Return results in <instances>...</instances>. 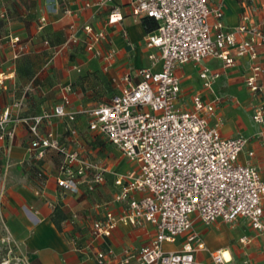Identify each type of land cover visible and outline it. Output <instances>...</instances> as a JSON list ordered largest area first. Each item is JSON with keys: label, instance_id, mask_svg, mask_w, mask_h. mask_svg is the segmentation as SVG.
Listing matches in <instances>:
<instances>
[{"label": "built area", "instance_id": "1", "mask_svg": "<svg viewBox=\"0 0 264 264\" xmlns=\"http://www.w3.org/2000/svg\"><path fill=\"white\" fill-rule=\"evenodd\" d=\"M113 1L96 0L85 2L84 6H103ZM126 7L131 15L140 19L148 17L157 23L155 29L146 32L144 40L158 54H149L150 65L136 69V80L124 74L117 84L118 92L109 101L91 108H70L71 86L61 85L59 101L50 110L19 119L31 135L28 149L36 157H42L47 150L61 156L56 177L58 186L76 193L79 184L85 181L87 191H93L103 183L106 167L82 157L62 143L52 130H40L44 119L61 117L73 121L77 114L85 113L89 116L88 128L100 133L132 164L126 172L116 173L113 180L116 189L111 202L121 205L120 212L106 209L89 227L92 242L109 237L118 224L153 227L154 235L149 242L127 252L121 264H205L196 262L194 257L195 251L205 248L195 232L186 236L179 250L163 248L164 242H173L196 221L204 225L218 220L233 224L243 217L264 238V177L256 166L238 159L247 138L221 135L222 120L215 114L218 97L206 99L194 94L189 109L177 103L180 92L177 69L182 64H197L204 58L216 57L223 61V66H230L237 57L248 54L253 58L257 47L264 50V31L258 25L248 24L246 14L234 29L226 30L221 19L222 6H212L210 0H127ZM62 13L72 16L69 7H64ZM121 18L120 8L111 5L107 23ZM45 20L44 16L39 17L38 29L44 26ZM237 33L251 37L237 39ZM104 39L103 29H94L89 23L77 27L71 21L66 27L63 45L81 42L86 52L108 64L115 51L102 50ZM9 46L12 60L25 47L18 35L10 36ZM58 49L53 50L51 59ZM157 63L160 67L154 69ZM74 68L78 70L77 66ZM258 69L253 67L255 71ZM218 75L206 66L199 68L205 88H210ZM254 81V75L246 79L253 91L257 89ZM20 104L16 102L15 107L19 108ZM211 119L214 121L210 122ZM252 119L260 126L258 133L264 141L263 106L254 108ZM14 120L18 118H12L9 107L0 112V139L13 137L7 125ZM68 130L75 133L74 128ZM75 218L73 214L72 219ZM9 242L8 238H1L4 245L0 264H29L16 244ZM111 253L108 246L98 250L97 263H104ZM211 260L213 264H232L219 250L211 252Z\"/></svg>", "mask_w": 264, "mask_h": 264}, {"label": "crops", "instance_id": "2", "mask_svg": "<svg viewBox=\"0 0 264 264\" xmlns=\"http://www.w3.org/2000/svg\"><path fill=\"white\" fill-rule=\"evenodd\" d=\"M94 1L25 0L21 6L13 7V11L16 8L23 19L10 21L9 38L18 35L25 46V54L42 50L51 52V49L59 48L52 59L43 57L48 67L40 74L42 78L51 76L56 79V97L51 101L42 96V100L33 104L28 100L31 82L25 84L22 90L18 89L14 65L0 69V112L9 107L12 118H18L7 125L12 129L13 137L0 139V252L4 245L1 238H8L9 243L16 244L29 264H98L95 253L107 246L112 253L102 264H121L127 252L146 244L154 235V229L149 224H118L109 237L91 241V221L101 217L106 209L120 212L121 205L111 202L116 189L113 180L116 173L126 172L132 164L100 133L88 128L87 114L79 113L73 121L61 117L43 120L40 130H52L62 143L76 150L82 157L106 167L103 183L90 192L86 189L85 181L79 184L76 193L56 184L61 156L47 150L42 157H36L35 152L28 149L31 135L27 125L19 120L35 110L52 108L59 101L60 86L63 84L71 86L70 108H91L99 102L109 101L118 92L117 84L124 74L136 80V69L150 65L149 54H158L156 48L146 45V32L141 19L129 13L127 0H114L103 6H84L85 2ZM219 4L222 6L221 19L226 30L234 29L246 14L248 24L258 25L264 31L262 0H210L212 6ZM111 5L120 8L122 18L108 24ZM64 7L71 9L72 16L63 15ZM40 16L46 19L41 33L53 41L58 40L60 32L62 34V39L50 48L45 47L38 36L41 30L37 28ZM71 21L77 27L89 23L94 29L105 31L101 48L103 51L111 48L115 51L108 64L102 58L86 52L81 42L63 45L64 33ZM79 34L82 35L81 31ZM250 37L246 33L236 34L237 39ZM7 54L11 58L9 39L7 45L0 42V59ZM202 65L219 73L210 88L203 86L199 76ZM254 66L259 69L253 70ZM159 67L157 63L154 69ZM177 74L180 79L178 105L185 109L191 108L194 94H200L206 99L218 97L215 114L222 120L221 135L246 137L247 143L238 159L256 166L264 177V141L258 133L260 126L252 119L256 106L264 108L263 48L257 47L253 58L248 54L237 57L230 66H223V61L216 57L204 58L197 64L186 62L177 69ZM251 75L255 76L254 83L257 85L254 91L246 84V79ZM46 90V84L42 85L41 91L44 93ZM98 93L105 95L99 97ZM18 101L21 102L19 108L15 107ZM213 121L211 119L210 122ZM69 127L74 128V134L68 130ZM262 204L264 207V199ZM55 207L65 214L59 230L51 220ZM73 214H76L75 219H72ZM192 232L197 233L205 245L204 249L194 252L196 262L213 264L211 252L219 250L232 264H264V238L251 229L248 220L243 217L233 224L218 220L204 225L196 221L190 230L178 235L173 242H164L163 248L179 250L186 236Z\"/></svg>", "mask_w": 264, "mask_h": 264}, {"label": "rangeland", "instance_id": "3", "mask_svg": "<svg viewBox=\"0 0 264 264\" xmlns=\"http://www.w3.org/2000/svg\"><path fill=\"white\" fill-rule=\"evenodd\" d=\"M24 2L25 0H0V42L2 45L8 44L9 34H11L10 21L13 19H16L17 21L23 19L21 13L18 10L16 11V8L13 11V7H19ZM28 36H30V34ZM61 39L62 34L60 32L58 35V40L53 41V39H51L54 43L51 41V44L48 47L50 48L55 44V42L57 43ZM53 49H51L52 52H48V50H42L36 53L34 52V54L26 53L21 58L15 60H12L8 54L4 55V57L0 59V69H5L8 66L12 67L14 65L15 80L18 89L22 90L25 84L31 82L32 89L28 93V100L33 104L40 101V99L42 100V96H46L45 99L50 101L56 97L54 87L56 84V79L51 76L46 78H42L40 76V74L48 67L45 66L46 61L43 59V57L50 59L53 55ZM44 84H46L47 90L43 93L41 91V86H44ZM104 95L105 94H97L99 97Z\"/></svg>", "mask_w": 264, "mask_h": 264}, {"label": "trees", "instance_id": "4", "mask_svg": "<svg viewBox=\"0 0 264 264\" xmlns=\"http://www.w3.org/2000/svg\"><path fill=\"white\" fill-rule=\"evenodd\" d=\"M141 23H142V26H143L145 32L151 31V30L155 29L156 26H157V23L154 20H152L151 18H148V17H142L141 18ZM44 28H45V26H43L41 28L40 34L38 36L41 38V42L43 44H44V40L47 41V44H44V45L46 47H48L51 44V39L47 35L41 33V32L44 31ZM51 52H52V50H51ZM23 55H25L24 50L21 53V55L18 58H16V59L21 58ZM50 109H48V108L42 109V110L38 109V110H35L31 115L38 114V113H41L43 110H50ZM44 120H47V119H44ZM64 218H65V214L61 211V209L58 208V207H55L53 212H52V214H51V220H52V222L54 223V225L56 226V228L58 230L61 229L60 222Z\"/></svg>", "mask_w": 264, "mask_h": 264}]
</instances>
